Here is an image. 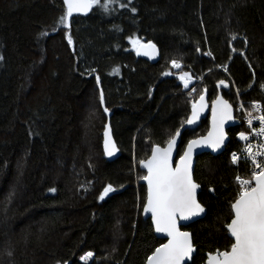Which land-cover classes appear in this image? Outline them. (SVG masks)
<instances>
[{
  "label": "trees",
  "instance_id": "16d2710c",
  "mask_svg": "<svg viewBox=\"0 0 264 264\" xmlns=\"http://www.w3.org/2000/svg\"><path fill=\"white\" fill-rule=\"evenodd\" d=\"M66 12L64 0H0V264H146L164 240L143 215L141 161L201 95L211 103L222 93L235 107L238 91L264 104V0H115L60 23ZM129 37L156 43L160 60ZM184 73L199 80L193 93ZM104 107L121 149L114 161L103 150ZM208 128L207 117L186 130L179 156ZM243 128L229 130L222 153L197 159L207 213L183 227L197 250L190 264L234 242L227 225L247 164L230 157Z\"/></svg>",
  "mask_w": 264,
  "mask_h": 264
},
{
  "label": "snow or ice",
  "instance_id": "6c2138e0",
  "mask_svg": "<svg viewBox=\"0 0 264 264\" xmlns=\"http://www.w3.org/2000/svg\"><path fill=\"white\" fill-rule=\"evenodd\" d=\"M64 3L67 5V12L65 16L60 17V23L66 22L74 11H87L94 5H99L108 12L109 5L115 3V0H104L103 3L101 0H64ZM132 11L135 12L136 9L133 8ZM128 39L138 51L140 49L156 51V46L151 42L144 44L140 38L136 37ZM69 43H71L70 37ZM145 54L148 53L145 52ZM172 65L177 69L181 67L175 60L172 61ZM96 79L99 81L98 76ZM180 79L187 87L191 77L188 73H184ZM220 83L224 84V81ZM100 99L103 102L102 90ZM204 100L205 97L201 95L199 107L193 104L192 118L187 121L188 124L194 123L199 118V111L205 107ZM260 107L258 103L255 105L257 110ZM104 110L108 111L107 108ZM212 117V131L205 138L190 140L175 167L172 166V154L177 137L181 135L179 129L168 139L166 147L155 146L151 157L147 161H141L147 169V175L142 177L147 182V202L144 211L151 213L156 231L166 233L168 237L167 243L161 244L147 258V264H184L185 258H190L194 251L191 234L182 232L178 225L179 220H187L204 211L196 199V189L199 186L192 179V153L194 148L201 144H208L213 148L220 147L224 140V121L232 119V106L223 97H217L213 102ZM258 119L262 126L257 134L264 136V115ZM248 123L251 124L252 120L249 119ZM239 136L241 140H248L244 132L239 133ZM105 137V150L108 155H112L115 145L111 141L109 131L105 132ZM259 147L262 150L259 155L264 156V144ZM247 154L254 168L249 179L236 177L240 192L238 198L231 204L234 215L227 225V230L231 237H234V242L230 250L209 253L207 264H264V163L257 161V153L251 151V145H248ZM232 159L236 161L238 157L233 154ZM50 191L55 192L56 189L53 188ZM113 191L115 189L109 184L104 188L100 199L103 200ZM93 256L94 253L88 252L81 259Z\"/></svg>",
  "mask_w": 264,
  "mask_h": 264
},
{
  "label": "water",
  "instance_id": "95a60500",
  "mask_svg": "<svg viewBox=\"0 0 264 264\" xmlns=\"http://www.w3.org/2000/svg\"><path fill=\"white\" fill-rule=\"evenodd\" d=\"M65 5H66V4H65ZM66 7H67V5H66ZM92 8H93V7H91V8H90L89 10H87V11H80V12H76V11H74L71 17H73V16L76 15V14H89V13L92 11ZM71 17H69L68 19H70ZM143 43H144V44H147L148 42H143ZM151 43L154 44V45L156 46V51H152L151 49H140V50L138 51V53H139L141 56H143V57H145L146 59H148L150 62H152V63H156V62H158V61L160 60V57H161V51H160V49H159V47H158V45H157L156 43H154V42H151ZM145 52H147L148 54H145ZM180 80H181V79H180ZM181 81H182V80H181ZM198 81H199V80L196 79V78H192V79H190V81H189L187 87H185V85H184V81H182V82H183V85H184L185 90H186V91H190V90H191V89L197 84ZM204 97H205V100H204L205 107H204L202 110L199 111V118L196 119L194 123H192V124H188L187 121H188L189 119L192 118V112H191V114H190L189 118L187 119V121H186V122L184 123V125L179 129L181 135H180L179 137H177L176 147L173 149V154H172V166H173V167H175L176 164L179 162V158H180V156L184 154V152H183V153L179 156V147H180V144H181V137H182L183 133H184L186 130H189V129H190V130H194V129H196V128L200 125L201 121H202L203 119H205V118L208 117V118H209V128H208L207 133H205L204 135L198 136V137H196V138H193V139L205 138V137L208 136V133H209L210 131H212V126H213V125H212V121H213V117H212V106H213V102L216 101L217 98H215L211 103H209L208 98H207L206 96H204ZM217 97H223V99L226 100V101L232 106V119H229V120H225V121H224V124H223L224 140H223V143L220 145L219 148H213V147H211V146L208 145V144H201V145L195 147L194 150H193V153H192V160H191V174H192L193 182L196 183V184L199 186V187L196 189V199H197L198 203L203 207L204 211L201 212V213H199V214L196 215V216L189 217V219H187V220H179V221H178V225H179L180 230H181L182 232H188V233H190L189 231L185 230L183 227H186V226L190 225L191 223H193V222H195V221H197V220L203 218V217L206 215V213H207V208H206V207H205V206L199 201V194H200V192H201V186L195 181V177H194V175H195V168H196V164H197V159H198V157H199L200 155L204 154V153H211V154H213V155H218V154L222 153V152L226 149V147H227V145H228V143H229V141H230V138H231V137H230V134H229V130H230L231 128L236 127V126H238V125L241 124V120H240L239 118L236 117V112H235V107H234V105H233L231 102H229V101L223 96L222 93H219V95H218ZM199 103H200V101H199L198 103H196V105H197L198 107H199ZM104 109H105V107H104ZM192 110H193V108H192ZM105 112H106V111H105ZM106 113H107V118H108V120H107V123H106V125H105L104 132H103V150H104L105 158H106L108 161H114V160H116L117 158H119V157L121 156V149H120V147L118 146V144H117V142H116V139H115V137H114L113 128H112V126H111V116H112L113 112H112L111 110H108ZM106 131H109V132H110L111 141H112V142L114 143V145H115V150L112 152V155H108L107 151L105 150V139H106V137H105V132H106ZM193 139H191V140H193ZM187 144H188V143H187ZM166 145H167V144H166ZM166 145H165V146L159 145V146L163 148V147H166ZM156 146H157V145H156ZM154 147H155V146H154ZM186 148H187V145H186L184 151L186 150ZM151 155H152V152H151L150 156H149L146 160H144V161H147V160L151 157ZM141 169H142V170H145L146 173H147V169H146L142 164H141ZM146 175H147V174H146ZM141 183H143V184L146 186V190H147V182H146L145 180L142 179V180H141ZM146 202H147V200H146ZM145 204H146V203H145ZM144 206H145V205H144ZM233 214H234V213H233ZM143 215H144V218H145V219H151L152 225H153V227H154L155 234H156L159 238H161L162 240H164V243H167V240H168L167 234H166V233H161V232H157V231H156V229H155V224H154V221H153V219H152V215H151V213H150V212H145V211H144V208H143ZM190 234H191V233H190ZM229 235L231 236L230 232H229ZM231 238L234 240V237H231ZM191 240H192V244H193L194 251H193V253L191 254V257H190V258H188V257L185 258L184 264H190V263L193 261L195 255H196V252H197L196 247H195V245H194V241H193V237H192V235H191ZM164 243H163V244H164ZM213 254H215V253H213ZM207 259H208V258H207ZM146 264H147V262H146ZM203 264H207V260H206V262L203 263Z\"/></svg>",
  "mask_w": 264,
  "mask_h": 264
},
{
  "label": "built area",
  "instance_id": "2783aa9c",
  "mask_svg": "<svg viewBox=\"0 0 264 264\" xmlns=\"http://www.w3.org/2000/svg\"><path fill=\"white\" fill-rule=\"evenodd\" d=\"M259 104L261 107L259 110L255 108L256 104ZM236 113L240 115L241 123H243L244 128L237 133V140L240 143V147L238 150H235L231 153L230 160L235 166H239L241 163L247 164V172L246 174H239L238 176L241 179H249L251 176V171L254 168V165L251 161V158L247 154L248 145H251V151L257 153V161L264 163V156L259 155L262 151L259 145L264 144V136L258 135V130L261 128V121L258 119L260 116L264 115V104L260 101L251 100L247 101L243 98L239 97V102L236 104ZM251 114V116L249 115ZM249 119L252 120V123L249 124ZM255 130V131H254ZM244 132L248 136V140H241L239 133ZM235 154L238 159L233 161L232 157ZM258 170V169H257ZM236 183L238 185V196L240 192V185L237 180Z\"/></svg>",
  "mask_w": 264,
  "mask_h": 264
},
{
  "label": "rangeland",
  "instance_id": "374dc122",
  "mask_svg": "<svg viewBox=\"0 0 264 264\" xmlns=\"http://www.w3.org/2000/svg\"><path fill=\"white\" fill-rule=\"evenodd\" d=\"M182 67V66H181ZM195 88H196V86L194 87V88H192L191 90H190V92H194V90H195ZM239 97H241V94H240V92H238L237 91V100H236V104L239 102ZM236 104H235V108H236ZM238 114V113H237ZM239 115V114H238ZM239 117H240V115H239ZM241 130H243V129H241ZM147 174V173H146ZM146 176V175H145ZM92 258V257H91Z\"/></svg>",
  "mask_w": 264,
  "mask_h": 264
},
{
  "label": "bare ground",
  "instance_id": "6f19581e",
  "mask_svg": "<svg viewBox=\"0 0 264 264\" xmlns=\"http://www.w3.org/2000/svg\"><path fill=\"white\" fill-rule=\"evenodd\" d=\"M181 127H182V126H181ZM238 175H239V174H237V176H238ZM237 176H236V177H237ZM235 179H236V178H235Z\"/></svg>",
  "mask_w": 264,
  "mask_h": 264
}]
</instances>
